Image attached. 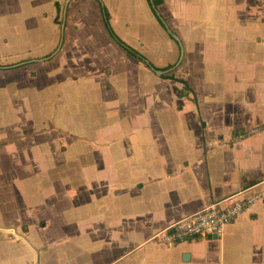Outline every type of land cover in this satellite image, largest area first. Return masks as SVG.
<instances>
[{
    "label": "crops",
    "instance_id": "1",
    "mask_svg": "<svg viewBox=\"0 0 264 264\" xmlns=\"http://www.w3.org/2000/svg\"><path fill=\"white\" fill-rule=\"evenodd\" d=\"M153 7L0 0V264H264V0ZM246 187L219 237L154 238Z\"/></svg>",
    "mask_w": 264,
    "mask_h": 264
},
{
    "label": "built area",
    "instance_id": "2",
    "mask_svg": "<svg viewBox=\"0 0 264 264\" xmlns=\"http://www.w3.org/2000/svg\"><path fill=\"white\" fill-rule=\"evenodd\" d=\"M244 135L245 131H240L237 136ZM260 196L261 192L252 187L239 189L226 197L209 201L199 209L173 220L157 231L154 238L164 245L172 246L206 237H219L225 225L236 219Z\"/></svg>",
    "mask_w": 264,
    "mask_h": 264
},
{
    "label": "trees",
    "instance_id": "3",
    "mask_svg": "<svg viewBox=\"0 0 264 264\" xmlns=\"http://www.w3.org/2000/svg\"><path fill=\"white\" fill-rule=\"evenodd\" d=\"M161 0H153L154 2V9H155V4L157 2H160ZM100 3V11H101V14H102V18H103V22L108 30V32L110 33V35L116 40L118 41L123 47H125L126 49H128L131 53L137 55V56H140L141 58H143L141 55H139L131 46H129L126 42H124L115 32L114 30L112 29V26L110 24V15H109V12L107 10V8L105 7V5L102 4L101 1H99ZM163 77H171V78H174L173 75H165L163 74L162 75ZM183 83H184V86L183 88L180 90V93L181 94H185L187 91H188V85L186 83V81L182 80Z\"/></svg>",
    "mask_w": 264,
    "mask_h": 264
},
{
    "label": "rangeland",
    "instance_id": "4",
    "mask_svg": "<svg viewBox=\"0 0 264 264\" xmlns=\"http://www.w3.org/2000/svg\"><path fill=\"white\" fill-rule=\"evenodd\" d=\"M34 65H29V67H33Z\"/></svg>",
    "mask_w": 264,
    "mask_h": 264
}]
</instances>
